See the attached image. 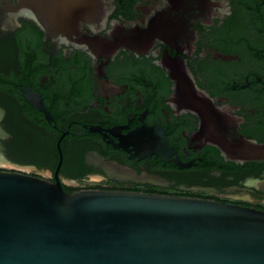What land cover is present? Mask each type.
Listing matches in <instances>:
<instances>
[{
    "label": "flooded vegetation",
    "instance_id": "af4514ba",
    "mask_svg": "<svg viewBox=\"0 0 264 264\" xmlns=\"http://www.w3.org/2000/svg\"><path fill=\"white\" fill-rule=\"evenodd\" d=\"M183 78L227 116L231 137L264 147V0H0V162L12 165L0 170L73 193L264 211V157L235 163L203 138L174 99ZM106 165L167 185L115 180Z\"/></svg>",
    "mask_w": 264,
    "mask_h": 264
},
{
    "label": "water",
    "instance_id": "95a60500",
    "mask_svg": "<svg viewBox=\"0 0 264 264\" xmlns=\"http://www.w3.org/2000/svg\"><path fill=\"white\" fill-rule=\"evenodd\" d=\"M184 79L174 99L198 116L203 138L235 163L264 157V147L231 137L227 116ZM27 100L37 106L29 93ZM2 117L0 108V123ZM7 137L0 124V139ZM151 152L167 161L171 149ZM103 168L115 180L167 185L116 165ZM0 264H264V211L137 192L69 194L59 182L0 170Z\"/></svg>",
    "mask_w": 264,
    "mask_h": 264
},
{
    "label": "trees",
    "instance_id": "16d2710c",
    "mask_svg": "<svg viewBox=\"0 0 264 264\" xmlns=\"http://www.w3.org/2000/svg\"><path fill=\"white\" fill-rule=\"evenodd\" d=\"M10 157H11V156H10ZM65 192H67V193H69V194L73 193V192H70V191H65ZM135 192L139 193L138 191H135ZM263 209H264V208H263Z\"/></svg>",
    "mask_w": 264,
    "mask_h": 264
},
{
    "label": "bare ground",
    "instance_id": "6f19581e",
    "mask_svg": "<svg viewBox=\"0 0 264 264\" xmlns=\"http://www.w3.org/2000/svg\"><path fill=\"white\" fill-rule=\"evenodd\" d=\"M0 164H1V165H5V166H8V165H6V164H5L4 162H2V163L0 162Z\"/></svg>",
    "mask_w": 264,
    "mask_h": 264
},
{
    "label": "rangeland",
    "instance_id": "374dc122",
    "mask_svg": "<svg viewBox=\"0 0 264 264\" xmlns=\"http://www.w3.org/2000/svg\"><path fill=\"white\" fill-rule=\"evenodd\" d=\"M6 167H7V169H8V168L12 167V165H8V166H6Z\"/></svg>",
    "mask_w": 264,
    "mask_h": 264
}]
</instances>
